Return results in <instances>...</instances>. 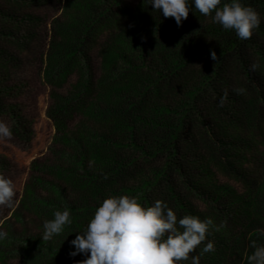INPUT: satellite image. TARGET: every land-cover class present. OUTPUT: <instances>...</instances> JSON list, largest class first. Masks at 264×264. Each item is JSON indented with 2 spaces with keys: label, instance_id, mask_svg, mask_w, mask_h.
I'll list each match as a JSON object with an SVG mask.
<instances>
[{
  "label": "trees",
  "instance_id": "trees-1",
  "mask_svg": "<svg viewBox=\"0 0 264 264\" xmlns=\"http://www.w3.org/2000/svg\"><path fill=\"white\" fill-rule=\"evenodd\" d=\"M27 1L34 4L40 0ZM231 2L232 0H221V5L218 7ZM240 2L246 7H252L260 16V26L253 30L250 39H240L234 30H224L221 25L213 23L211 16L205 17L196 10L194 0H189V16L182 21L181 26L177 25L174 18H165L162 11H154L148 0H142L136 8L129 7L126 0H65L66 9L70 12L68 22L64 24L57 22L53 25L54 37L58 40L57 38L56 42L51 40V53L48 56L44 74L50 82L61 83L66 81L71 72L79 66L83 73L74 90V97L62 98L60 104H53L48 115L56 122L57 130L62 132L67 124L66 119L69 120L72 114L84 109L86 117L93 123L101 124L103 130L102 132L91 130L88 144L82 141V138H76L79 152L75 158L81 165L82 176L79 177L80 180L71 175L64 177L73 193L85 197L84 204L72 205L66 200L62 190L55 188L52 191L54 196L58 195L64 202V205L60 203L55 208L60 207L62 211L67 208L70 212L71 223L63 226L61 233L57 235L58 238L76 231L83 233L98 208L92 202L101 200L105 192L116 197L123 195L132 197L134 191L128 187L116 189L118 184L124 183L127 179L132 181L142 179L143 189L139 191L141 195L137 200L145 207L153 204V198L147 195L150 185L145 181L146 178L142 177L145 172L140 169L141 172L136 174V171L130 170L132 163L126 164L118 154L121 143L111 136L112 133H117L120 137L128 135L135 141L137 131L140 132L143 138L150 141L149 144H144L150 146L151 157H157L159 152L167 150V162L153 173L155 186H159L163 180L167 182V172L174 170L184 178L187 176L189 180L192 179L193 183L195 178L196 184L201 187L186 179L185 184L187 183L191 191L201 194L199 189L202 190L204 182L209 183L207 176L203 178V182L202 178L194 177L190 172L186 174L184 168L194 165L198 169L216 162L217 158L214 151L206 147L204 157L198 159L196 156L193 162L185 158L184 160L189 162L182 165L178 163V160L183 161L178 145L181 146L185 142L188 144V150L193 151L199 149V143L192 135L188 125L189 112L185 108L183 109L185 112L182 110V113H178V118L172 122L165 119L172 114V109L161 101H167V96L171 94H176L182 89L186 90L184 105L190 104L192 107H196L200 101L202 104L208 101L207 111L218 133L230 137L227 149L229 155L238 149L241 142H247L246 145H250L249 136L253 137L263 122L260 107L264 103V0H240ZM28 18L30 17H26ZM1 22L13 24L5 15L2 16V21L0 20V26ZM13 30L22 32L19 28ZM13 30L0 27V120L9 124L13 133L12 139L20 142L24 140V132H30L32 122L23 113L19 103L9 100V97L17 91V88L13 87L16 85L10 86L6 77L15 63V52L8 44L9 39L20 38L19 35L16 36L18 32ZM104 31L112 34L102 55L106 77L96 80L88 68V52L94 47L95 39ZM145 31L148 35L144 34ZM151 33L160 40L150 38ZM26 34L33 36L31 32ZM132 36H134L133 40H130ZM139 36L142 40L138 38ZM139 40L146 48L154 52L164 67H170V71L162 73L163 71L159 70L157 81L137 73L123 74L114 78L113 75L116 74L113 67L119 59L124 58V52L128 47L143 56L145 50L138 49ZM212 51L216 52L218 61L211 59ZM204 58L208 59L209 65L201 67L199 71L189 69L191 63ZM253 64L259 65L255 71L251 67ZM236 88L246 89L245 94H237L234 91ZM225 91L228 93V99L226 104L220 107V99ZM209 93L215 100L209 98ZM131 95H136L137 103L130 102L126 109L121 111L113 110L112 99L115 96L118 99L120 97L121 100H127ZM89 99L95 102H88ZM95 103L106 104L108 109L98 110L100 106ZM222 115H231V120L226 121ZM242 130H248L247 132L251 134L244 137L240 134ZM181 133H186L188 136L181 139ZM133 146L138 148L136 143ZM262 164L264 166V159ZM9 166L8 158L0 154V174L6 178H9L7 171ZM230 166L235 174L243 176L234 169L233 165ZM40 168L41 166L34 160L32 171H39ZM139 168L136 167L135 170ZM62 172V169L58 167L56 176L60 177L59 179L63 178ZM260 180L258 183L246 180L244 194H236L230 188H220V192L229 195V199L225 201L222 209L217 208L218 218L216 215L198 212L171 183L166 189L167 196L157 195V198L154 197V202L162 200L167 203L177 215L178 220L186 215L197 216L201 220L211 218L214 224L220 227V231H209L214 233L216 240L214 247L217 250L204 253V261L200 264H249L248 257L254 252V249L250 247L251 242L256 241L258 246H264V229H262L264 226V172ZM207 188L212 189V185L208 184ZM27 189L28 185L19 201L21 206H25L24 198L29 199V196H33ZM17 202L18 193L16 192L12 207L0 206V221L12 212L15 214L13 210ZM31 204L41 208L46 220H53L55 212L61 211L53 208L45 198L33 201ZM225 220L236 226H238L237 223L241 224L244 233L234 235L233 230L223 223ZM218 222L220 224H217ZM3 243L4 241L0 240V244ZM41 244L46 245L43 242ZM48 248L50 247L47 246ZM59 254H61L59 251H54L51 257H57ZM5 258V253L0 250V264H4Z\"/></svg>",
  "mask_w": 264,
  "mask_h": 264
},
{
  "label": "rangeland",
  "instance_id": "rangeland-1",
  "mask_svg": "<svg viewBox=\"0 0 264 264\" xmlns=\"http://www.w3.org/2000/svg\"><path fill=\"white\" fill-rule=\"evenodd\" d=\"M126 1L129 7L135 8L142 2V0ZM68 14L70 12L66 9L65 0H40L34 4L27 0H0V20L2 21V16L5 15L13 22V24L10 22L2 24L1 22V29L13 30L14 28H19L22 30L21 33L18 30H13L19 33H16V36L19 35L20 38L9 39L10 42L8 43L15 52V63L6 77L10 86L16 85L13 87L17 88V91L9 97V100L19 103L22 106L23 113L32 122V126L29 129L30 132H24L23 141L16 142L12 138L0 139V154L8 158L10 163L9 170H7L8 177L13 180L15 191L18 193V202L13 210L15 214L12 212L4 220L0 221V231L7 233L6 237L0 239L2 242L4 241L3 244H0V250L6 255L4 264H66V262L67 264H78L79 261L87 258L83 254H78L74 257L69 255L70 252L75 251L71 241L79 233L77 231L72 232V235H63L60 238L54 235L50 241H43L42 233L46 217L41 208L31 204L33 201H40L45 198L53 208L60 203L64 205L63 200L58 195L54 196L52 191L55 188H59L65 193L66 200L70 204H84L83 200L85 197L73 193L70 184L64 177L71 175L75 179L80 180L81 178L79 177L82 176L81 165L75 158V155H78L79 152L78 143L75 141L76 138L80 137L82 141L88 144L91 130L101 132L103 130L101 124L93 123L86 117L87 114L84 109L72 114L69 120L66 119L67 124L62 132L57 130L56 122L48 115V111L50 112L53 104H60L62 98L69 99L74 97V90L79 84L83 73L81 72V66H79L71 72L66 81L61 83L50 82L44 74L46 62L51 53V40L53 39L52 41L56 42L57 38L54 37L53 25L57 22L61 24L68 22ZM26 17L30 18L26 19ZM7 25L13 26L9 27ZM26 32H31L33 36H27ZM144 34L148 35V32L145 31ZM110 36L112 34L109 31L99 34L98 38L95 39L94 47L88 52V68H90V72L96 80L105 76L102 55L111 40ZM133 37L130 40H133ZM149 37L160 40L152 33ZM138 38L141 39V36ZM138 47L139 50H145L143 56L138 51L128 47L124 52V58L119 59L113 67L116 74L113 75L114 78L123 74L137 73L157 81L159 80L157 75L159 70H162V73L170 71V67H164L162 62L156 58L154 52L146 48L140 40ZM206 65H209V61L204 58L191 63L189 69L199 71L202 69L201 67ZM184 71L186 72V70ZM150 88L152 89V87ZM185 92L186 90L182 89L176 94H171L167 96V101H161V103L167 104L172 109V114L165 118L168 122L177 119L178 113H182L184 108L189 112L188 125L192 135L195 136L196 141L199 143V149L193 151L188 150V144L185 142L181 146L178 145L184 161L178 160V163L182 165L189 162L184 160L185 158L191 159L193 162L196 160V156L198 159L204 157L203 153L206 147L211 148L214 151V155H216L217 160L214 163L201 166L198 169L194 165L184 168L186 174L190 172L192 176L202 178V180L207 176L209 183L203 180L202 190L201 188L199 189L201 194L191 191L187 183L185 184L186 180L193 183L192 179L189 180L187 176L184 178L179 172H174V170L167 172V182L163 180L159 186L153 184V173L165 165L168 153L167 150H163L158 153L157 157H151L150 146L145 145L149 144L150 141L143 138L140 132L137 131L136 137H134L135 141L128 135L120 137L117 133H112L111 136L121 143V149L118 154L126 164L132 163L129 167L130 170L136 171V174L141 172L139 171L140 169L145 172L142 177L146 178L145 181L150 185L147 195L153 198L151 206L154 205V197L157 198V195L160 197L167 196L166 189L171 183V185L175 186L177 192L185 196L184 198L198 212L212 216L216 215L218 218L219 211L217 208L222 209L225 206V201L229 199V195L220 192V188L226 187L236 194H244L246 192V180L257 183L261 181L260 179L264 172L262 164L264 159V103L260 107L261 120L263 121L260 124V129L255 132L253 137L249 136L251 133H248V130H242L240 133L244 137L249 136L251 139L248 141L250 145L247 146V142H241L238 149H235V152L229 155V150L227 151V149L229 148L230 137L218 133L207 111L209 108L208 101L206 104H202L200 101L196 107H192L190 104L184 105ZM209 98L215 100L210 93ZM137 101L136 95H131L127 100H121L120 97L118 99L115 96L112 99L113 110H124L130 102L137 103ZM88 102L94 103L95 101L89 99ZM103 102L105 103V101ZM98 106H100L98 110L106 111L108 109L106 104L103 103L98 104ZM230 117L231 115H222V118L226 119V121L231 120ZM7 125L9 126V124ZM180 135L181 139L188 136L186 133H181ZM134 143H136L138 148L133 146ZM34 160L37 161V165L41 166V170L32 171V162ZM230 165H233L234 169L238 170L243 176L235 174ZM58 167L63 171V178L61 179L56 176ZM87 167L89 168L90 166ZM136 167L140 168L135 170ZM142 182L140 178L136 181L127 179L124 183L118 184L116 189L128 187L134 191L132 197L138 199L141 195L139 191L143 189ZM193 184L201 187L196 184L195 178ZM208 184L212 185V189L207 188ZM27 185L29 194L33 196H29V199L28 197L27 199L24 198L23 200L26 201L25 206H21L19 201L25 194ZM109 197L116 196L105 192L101 200L98 199L92 203L99 207ZM51 205L50 207H52ZM55 209L62 211L60 207ZM220 222L217 224H220ZM223 223L227 228L232 229L236 236L244 233V229L239 223H237L238 226L231 224V222L228 223L226 220ZM262 229H264V226ZM41 242L46 243V245H42ZM208 242L216 245L214 233L207 234L206 240L195 251L190 253L189 260L182 261L180 264H191V257L200 255ZM47 246L50 248L47 249ZM54 251H59L61 254L53 258L51 256ZM203 257L204 254L200 256V263H203Z\"/></svg>",
  "mask_w": 264,
  "mask_h": 264
},
{
  "label": "clouds",
  "instance_id": "clouds-1",
  "mask_svg": "<svg viewBox=\"0 0 264 264\" xmlns=\"http://www.w3.org/2000/svg\"><path fill=\"white\" fill-rule=\"evenodd\" d=\"M148 3L154 11H162L165 18H174L178 26L189 16V0H148ZM194 5L203 16H211L213 23L224 30H234L240 39H250L261 23L259 14L240 0H232L222 7H218L221 0H194ZM211 59L219 60L215 51L211 52ZM251 67L255 71L259 65ZM234 91L243 95L246 89ZM227 99L225 91L219 106L223 107ZM12 135L10 127L0 120V139H11ZM15 196L13 180L0 174V206L12 207ZM70 223L67 208L55 212L53 220L44 221L42 240L50 241ZM210 230L220 231L211 218L201 220L186 215L178 220L172 208L162 200L145 207L135 197H109L96 209L86 230L71 241L75 251L69 255L87 257L78 264H180L189 260L190 253L206 240ZM6 235L0 231V239ZM250 247L254 252L248 257L249 264H264V246L252 241ZM214 250V244L208 242L200 255L191 257V264H200V256Z\"/></svg>",
  "mask_w": 264,
  "mask_h": 264
}]
</instances>
